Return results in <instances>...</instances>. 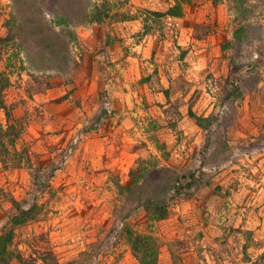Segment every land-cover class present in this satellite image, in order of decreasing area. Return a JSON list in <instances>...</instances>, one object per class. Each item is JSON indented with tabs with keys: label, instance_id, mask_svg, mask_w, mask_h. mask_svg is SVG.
<instances>
[{
	"label": "rangeland",
	"instance_id": "374dc122",
	"mask_svg": "<svg viewBox=\"0 0 264 264\" xmlns=\"http://www.w3.org/2000/svg\"><path fill=\"white\" fill-rule=\"evenodd\" d=\"M107 1L102 22L18 23L4 40L14 7L0 0V126L17 133L1 135L0 225L12 200L36 203L14 230L25 257L141 264L125 200L158 264H264V0ZM150 156L199 177L162 219L119 191Z\"/></svg>",
	"mask_w": 264,
	"mask_h": 264
},
{
	"label": "trees",
	"instance_id": "16d2710c",
	"mask_svg": "<svg viewBox=\"0 0 264 264\" xmlns=\"http://www.w3.org/2000/svg\"><path fill=\"white\" fill-rule=\"evenodd\" d=\"M233 3L238 0H231ZM247 0H242L241 12L249 11L250 5H244ZM106 3L107 0H102ZM101 2L91 0H12L14 11L11 12L9 18L4 20V24L8 29V40L14 37L12 34L18 28V23L33 25L38 30H47L53 25L74 26L87 21L102 22L108 13L102 11L104 5ZM109 4V3H108ZM107 4V5H108ZM23 7V8H22ZM155 15H181V7L178 5L171 6L167 11H152ZM49 17V18H48ZM23 19L21 23L20 20ZM2 40V39H0ZM1 77V75H0ZM8 79H6L7 82ZM6 83L3 85L0 81V107H2L7 117L10 116V110L4 103L2 91ZM12 124L6 127L0 126V144L4 145L2 134L9 131L14 133ZM15 135L17 133H14ZM18 166L22 164L19 158L16 162ZM130 183L126 186H119L120 193L125 199L132 196L135 200V209L144 208L154 219H162L167 215L169 206L181 197L191 195L193 187L199 183L195 171L186 173H177L170 166L161 165L155 156L148 158H138L135 166L129 171ZM130 199V198H129ZM13 209L8 211L6 217L0 225V264H10L17 261L21 264H62L58 261L52 252L42 253L39 258L36 256L25 257L23 253L14 246L15 234L14 230L17 226L34 218L38 213L39 206L34 203L30 207L24 209L14 199L12 200ZM126 210L125 200L117 205L115 212L117 217L124 224L121 231L127 237L132 252L141 264H158V244L150 234H142L135 231L129 226L128 219L131 215V209ZM40 260V263L38 262ZM65 264H81V260L72 259Z\"/></svg>",
	"mask_w": 264,
	"mask_h": 264
}]
</instances>
